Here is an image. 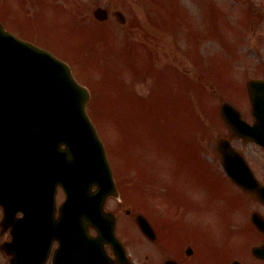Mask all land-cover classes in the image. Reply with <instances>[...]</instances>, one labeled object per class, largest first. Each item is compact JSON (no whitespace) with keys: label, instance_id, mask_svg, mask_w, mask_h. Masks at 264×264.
<instances>
[{"label":"rangeland","instance_id":"rangeland-1","mask_svg":"<svg viewBox=\"0 0 264 264\" xmlns=\"http://www.w3.org/2000/svg\"><path fill=\"white\" fill-rule=\"evenodd\" d=\"M78 1L79 3L80 1L83 2V5L85 2L84 6L87 7H89V2L91 3L92 18L93 11L97 7H102L109 12L119 9L128 19L126 25L121 26L112 18L105 23H96L91 18L89 24L93 28L92 36L88 35L84 47L75 57H70L74 55V50L66 48L64 43L56 44V50L50 49L55 55L63 59L66 58L60 53L69 55L76 78L80 83L88 85L93 92L94 98L91 101L89 110L96 121L101 137L108 146L117 177L121 178V181L126 185L127 183L133 185L132 188L130 187L131 189H127L126 204L119 206L117 201L108 203L107 207L109 210L123 213V209L132 206L131 197L133 192L137 191L134 201L140 202L139 188L141 185H147L150 180L160 181L163 170L157 167V161L165 159L170 152V147L166 146L165 141H163L159 151H156L151 156L147 154V158H145L142 154L149 152L150 149L153 150L154 146L151 142L142 141V139L150 137L162 141V131H165L162 129L165 124L163 119L167 118L172 121L177 119L174 132L167 135L168 141L173 142L183 136L178 141V150H180L182 142L187 138V134L184 133L183 118H193L196 121V123H193L194 131L192 132L198 138H203L208 133L214 135L215 132L219 133L218 136H227L226 129L221 125L220 120L218 118L211 119L213 107L216 108L217 113L219 105L228 97L238 104L237 106L245 104L242 88H245V83L248 79L264 75V54L262 53L261 56L260 49H257V54L248 50V44L255 41V39L250 36L252 30L248 31L247 35L244 33L245 36H242L243 43L238 51V54L243 57L241 61L244 64L240 62L241 65L238 69L235 67L234 70H223L225 74L216 76L215 81L214 77H210L209 80L213 88L203 94L194 92L193 100H190L193 105L189 107L190 103L183 105L181 94L178 91L170 89L169 92V83L161 82L162 79L159 76L163 72V64L168 60L173 61L175 58L179 59L181 57V63H186L187 68L192 70L187 56L182 55L184 52H190V49L187 48L190 40H193L194 36L201 30L203 32L199 34H203L208 27L207 24L216 19L215 15L226 24L228 32L235 28L247 12L243 0H211V2L217 3L213 6L214 14L206 8L209 6L206 3H204V8L201 9L192 0H172L174 5L171 3L167 6L165 5L169 10L176 8L180 10L178 13L179 19L176 21L178 30L180 29L184 32L185 28L183 25H189L188 23L191 22L192 33L188 37L189 39L184 33H177V38H173L169 33L170 37H168L166 26L170 24V14L165 13V6L159 3L160 0ZM250 1L257 7V3L264 0ZM153 18H158L157 22H153ZM255 20H258L257 13ZM206 21L207 24H205ZM43 22L44 19L41 20V23ZM28 23L29 19L22 17L20 14L13 15L12 13L4 21L8 30L23 39H27L21 33L28 29ZM162 25H165V29L162 28ZM100 28L101 30L98 33L94 32ZM250 29L252 28L247 27L243 31ZM208 30L206 31L207 34L211 31ZM262 30L264 31V26ZM39 31H43V28H40ZM154 33L161 36L159 40L150 36V34L154 35ZM255 35L256 39H260L262 36L261 29L258 28ZM224 38L227 39L226 36ZM136 40L138 41L136 42ZM201 41L200 55L205 56L210 64V58L213 54L225 55L224 47L222 46V43H224L223 39L220 40L213 35L211 38L203 37ZM256 41L258 42V40ZM141 43H145L147 46L141 45ZM88 45L90 49L84 54L83 49ZM132 45L136 46L137 54L141 52L146 54L151 49L152 54L155 55V61L151 64V74L143 72L146 70V66L138 55L133 57L132 50L135 47ZM213 60L219 63H231L234 61L231 57L223 59L222 57L213 58ZM251 60L252 63H249ZM137 73H140L139 78H136ZM206 76L205 72L204 77ZM213 82L215 83L214 85ZM240 85H242V88L239 87ZM173 87H175L174 84ZM193 88L188 86L185 90H193ZM166 93H169L168 98L164 97ZM243 109L248 112L249 105L241 110L244 111ZM186 127H190V120H186ZM168 128L173 127L167 124L165 129ZM214 137H210V145ZM190 145L191 143L187 141L182 149L186 150ZM171 152L174 153V150H171ZM213 152L211 150L210 153H206L210 157L208 160L213 158ZM144 160H147L145 164L143 163ZM123 174L127 183L123 180ZM134 185H137L138 188H134ZM163 194L164 191L156 193L154 196L155 202L162 203ZM147 195L149 196V191L145 190L141 194V199L146 200ZM62 196L61 194L59 197L60 201H62ZM199 202L204 206H208L204 198L199 199ZM121 233L123 235L132 234L129 228L122 229Z\"/></svg>","mask_w":264,"mask_h":264},{"label":"water","instance_id":"water-1","mask_svg":"<svg viewBox=\"0 0 264 264\" xmlns=\"http://www.w3.org/2000/svg\"><path fill=\"white\" fill-rule=\"evenodd\" d=\"M96 15L106 19L103 10ZM28 53L25 58L20 53L9 54L0 40V172L7 180L0 204L7 214L31 209L41 212L39 222L32 226L43 233L48 224L46 213L53 214L58 182L67 193L58 226L68 221L65 226L69 227L73 221L76 231L83 232L90 221L98 229V207L88 196L87 185L99 180L111 192H115V185L104 146L86 113L90 94L75 81L67 64L36 49L28 48ZM256 85L257 81L249 84L257 116L250 137L264 139V101L254 93ZM231 108H222L226 116ZM218 143L225 155L228 143ZM52 182L53 193L47 190ZM87 211L92 218H87ZM91 257L93 253L85 256L86 263Z\"/></svg>","mask_w":264,"mask_h":264},{"label":"flooded vegetation","instance_id":"flooded-vegetation-1","mask_svg":"<svg viewBox=\"0 0 264 264\" xmlns=\"http://www.w3.org/2000/svg\"><path fill=\"white\" fill-rule=\"evenodd\" d=\"M53 7H55L54 0H20L18 12L9 10L7 12V17L10 13H12L13 15L20 14L22 17L29 19L28 29L21 34L26 38L35 39L36 42L46 44L40 40L39 37L41 34L39 30L40 28H43L44 25L41 23V20H43L45 17L51 18L54 16V12L52 11ZM48 42L52 44L53 47H55L56 43L52 37L48 38ZM260 180L264 182V167L262 168ZM245 195L246 203L253 206L252 215L258 212L263 215L264 205H262L256 199L249 197L247 194ZM253 227V230H251V235L254 240L253 246H264V231H260V229H258L256 226ZM213 228V225L202 224H190L183 227V229H181V231H179V233L176 235L177 249L173 251L168 250L169 252H165L160 261H155L159 258L152 257V264H166V262L171 259L177 261L179 264H211L209 262V258L204 256V247L208 243L207 239H213ZM8 240H10V233L8 231L7 233H2L0 231V260L3 259L1 249L3 245L8 242ZM157 243L158 241H155L153 244ZM160 244L163 243L161 242ZM4 258L6 257L4 256ZM247 263L264 264V253H262L261 259L252 256V258L248 259Z\"/></svg>","mask_w":264,"mask_h":264}]
</instances>
